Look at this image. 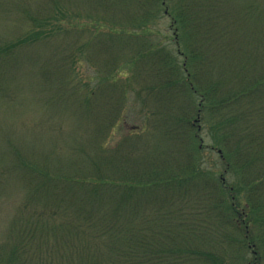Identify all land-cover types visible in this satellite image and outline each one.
<instances>
[{
    "label": "trees",
    "instance_id": "obj_1",
    "mask_svg": "<svg viewBox=\"0 0 264 264\" xmlns=\"http://www.w3.org/2000/svg\"><path fill=\"white\" fill-rule=\"evenodd\" d=\"M129 6L140 33L94 35L86 47L108 51L109 72L77 83L87 107L110 112L99 125L114 128L132 84L118 99L104 90L143 64L144 129L117 142L104 131L76 176L41 180L24 164L31 192L0 239V264H264V0ZM14 53L0 46V64Z\"/></svg>",
    "mask_w": 264,
    "mask_h": 264
},
{
    "label": "rangeland",
    "instance_id": "obj_2",
    "mask_svg": "<svg viewBox=\"0 0 264 264\" xmlns=\"http://www.w3.org/2000/svg\"><path fill=\"white\" fill-rule=\"evenodd\" d=\"M129 3L128 0H0V46L9 44L16 56L9 63L0 64V239L22 192H31L25 179L30 174L24 164L38 169L39 172L33 173H39L36 177L41 180L48 175L57 179L76 176L83 172L90 157L92 161L97 159L96 147L104 131L108 129L111 136L113 133L117 142L136 127L144 129V108L137 90L142 77L148 74L143 64L131 72L121 71L122 76L117 75V80L109 79L111 85L106 84L109 89L104 92L112 99L121 98L120 89L132 84V89H126V101L119 109L125 117L114 128L99 125L97 120L103 115L109 117L110 112L104 106L98 107L95 100H91L95 107H87L77 83L79 80L83 87L95 85L99 74L109 72L105 66L108 51H100L97 56L94 47H86L94 35L106 40L110 32L122 36L126 32L140 33L138 7L135 10ZM158 24L154 19L148 22L149 27ZM51 27L52 33H42ZM40 33L42 38L38 36ZM118 54L120 60L129 56L126 51ZM72 60L76 62L74 69L69 66ZM72 71H76V79L71 76ZM201 137L207 140L203 127ZM203 154L206 161L217 158L214 153ZM208 167L206 162L204 168Z\"/></svg>",
    "mask_w": 264,
    "mask_h": 264
}]
</instances>
